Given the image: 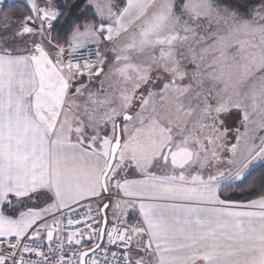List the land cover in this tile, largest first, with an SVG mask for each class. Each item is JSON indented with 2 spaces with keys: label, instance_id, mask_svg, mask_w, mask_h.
I'll use <instances>...</instances> for the list:
<instances>
[{
  "label": "snow or ice",
  "instance_id": "obj_1",
  "mask_svg": "<svg viewBox=\"0 0 264 264\" xmlns=\"http://www.w3.org/2000/svg\"><path fill=\"white\" fill-rule=\"evenodd\" d=\"M24 2L0 0V264H264V0Z\"/></svg>",
  "mask_w": 264,
  "mask_h": 264
},
{
  "label": "trees",
  "instance_id": "obj_2",
  "mask_svg": "<svg viewBox=\"0 0 264 264\" xmlns=\"http://www.w3.org/2000/svg\"><path fill=\"white\" fill-rule=\"evenodd\" d=\"M81 3V0H72V7H75L76 4ZM71 11V9H70ZM4 13L6 15L9 16H15V17H20L22 14H28V10L25 6V4L23 3H14L12 4V7H7L5 6L4 8ZM3 17L0 16V19H2ZM89 19H91V17H88ZM260 172H264V169H259V171L255 172L252 176V178H250V180L248 181V183H252L253 181H257L259 179V175ZM249 189L247 187V185L245 186V189L240 191V192H231V190H229V192H231V194L233 195L234 198L238 199L240 202H245L247 199L249 198H255V197H249L247 195ZM225 194H228L227 192Z\"/></svg>",
  "mask_w": 264,
  "mask_h": 264
},
{
  "label": "built area",
  "instance_id": "obj_3",
  "mask_svg": "<svg viewBox=\"0 0 264 264\" xmlns=\"http://www.w3.org/2000/svg\"><path fill=\"white\" fill-rule=\"evenodd\" d=\"M86 213H87V208L86 207H78V216L79 217H84L85 215H86ZM57 215H60V214H57ZM92 215L93 216H95V211L93 210V212H92ZM73 217L74 218H78L77 217V214H73ZM64 223H65V225H66V219L64 220ZM89 223H91V221H89ZM114 223V220H109L108 221V224L109 225H112ZM96 225L95 224H93V227H95ZM75 227H79V228H82L83 230H85V231H87V228L86 227H84L83 225H76ZM43 239V238H42ZM47 242L45 241V244H46ZM73 247H77V246H73ZM44 251L45 252H47V247H45L44 248ZM26 256H28L29 258H33V259H36V257L34 256V254H26Z\"/></svg>",
  "mask_w": 264,
  "mask_h": 264
},
{
  "label": "rangeland",
  "instance_id": "obj_4",
  "mask_svg": "<svg viewBox=\"0 0 264 264\" xmlns=\"http://www.w3.org/2000/svg\"><path fill=\"white\" fill-rule=\"evenodd\" d=\"M23 3V4H25V2H24V0H17L16 2H14V3ZM14 3H12V4H14ZM53 3L55 4L56 3V0H53ZM23 15H27V14H22L21 16H23ZM225 120H227V116H225V117H223ZM95 208L96 207H93V210L95 211ZM112 217V214H111V212H109L108 213V219L110 220V218Z\"/></svg>",
  "mask_w": 264,
  "mask_h": 264
},
{
  "label": "crops",
  "instance_id": "obj_5",
  "mask_svg": "<svg viewBox=\"0 0 264 264\" xmlns=\"http://www.w3.org/2000/svg\"><path fill=\"white\" fill-rule=\"evenodd\" d=\"M17 0H12V3H14V2H16ZM258 167V166H257ZM86 203V202H85ZM93 207H96V205L95 204H93L92 205V209H93ZM49 219H51V217H49ZM109 220V219H108ZM110 220H113V217H111L110 218ZM42 238H43V236H42Z\"/></svg>",
  "mask_w": 264,
  "mask_h": 264
}]
</instances>
